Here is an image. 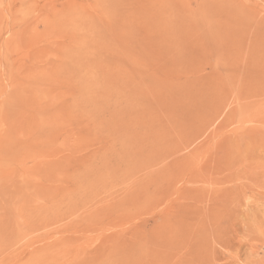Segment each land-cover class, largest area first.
<instances>
[{"label": "rangeland", "instance_id": "374dc122", "mask_svg": "<svg viewBox=\"0 0 264 264\" xmlns=\"http://www.w3.org/2000/svg\"><path fill=\"white\" fill-rule=\"evenodd\" d=\"M0 264H264V0H0Z\"/></svg>", "mask_w": 264, "mask_h": 264}]
</instances>
